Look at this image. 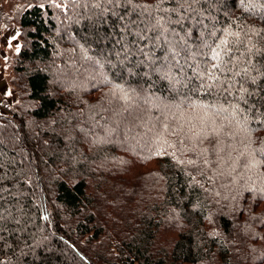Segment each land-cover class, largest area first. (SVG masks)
I'll return each mask as SVG.
<instances>
[{"label":"trees","instance_id":"obj_1","mask_svg":"<svg viewBox=\"0 0 264 264\" xmlns=\"http://www.w3.org/2000/svg\"><path fill=\"white\" fill-rule=\"evenodd\" d=\"M12 18L0 264H264V0Z\"/></svg>","mask_w":264,"mask_h":264},{"label":"rangeland","instance_id":"obj_2","mask_svg":"<svg viewBox=\"0 0 264 264\" xmlns=\"http://www.w3.org/2000/svg\"><path fill=\"white\" fill-rule=\"evenodd\" d=\"M20 4L21 0H0V9L12 19L8 25L0 23V98L7 103L16 100V91L10 82L13 76V59L20 48V38L19 28L12 16ZM4 30H6V37L3 36ZM1 51L5 55H1ZM0 112L4 114L5 111L1 109Z\"/></svg>","mask_w":264,"mask_h":264},{"label":"crops","instance_id":"obj_3","mask_svg":"<svg viewBox=\"0 0 264 264\" xmlns=\"http://www.w3.org/2000/svg\"><path fill=\"white\" fill-rule=\"evenodd\" d=\"M4 31H3V36L6 37V30H4ZM1 55H5V53H3V51H1Z\"/></svg>","mask_w":264,"mask_h":264},{"label":"snow or ice","instance_id":"obj_4","mask_svg":"<svg viewBox=\"0 0 264 264\" xmlns=\"http://www.w3.org/2000/svg\"><path fill=\"white\" fill-rule=\"evenodd\" d=\"M158 23H159V22H158ZM215 55H216V56H218V55H219V53H216ZM214 67H215V66H214Z\"/></svg>","mask_w":264,"mask_h":264}]
</instances>
